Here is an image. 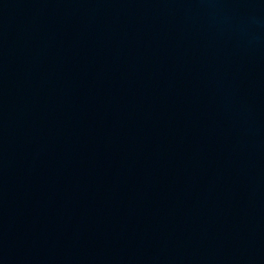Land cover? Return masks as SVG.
<instances>
[{
	"label": "water",
	"instance_id": "1",
	"mask_svg": "<svg viewBox=\"0 0 264 264\" xmlns=\"http://www.w3.org/2000/svg\"><path fill=\"white\" fill-rule=\"evenodd\" d=\"M0 264H264V0H0Z\"/></svg>",
	"mask_w": 264,
	"mask_h": 264
}]
</instances>
